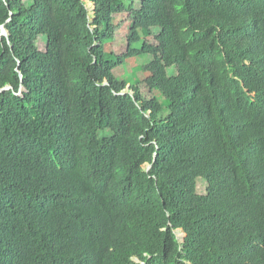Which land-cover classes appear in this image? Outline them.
Masks as SVG:
<instances>
[{
    "label": "trees",
    "instance_id": "16d2710c",
    "mask_svg": "<svg viewBox=\"0 0 264 264\" xmlns=\"http://www.w3.org/2000/svg\"><path fill=\"white\" fill-rule=\"evenodd\" d=\"M0 264H264V0H0Z\"/></svg>",
    "mask_w": 264,
    "mask_h": 264
},
{
    "label": "rangeland",
    "instance_id": "374dc122",
    "mask_svg": "<svg viewBox=\"0 0 264 264\" xmlns=\"http://www.w3.org/2000/svg\"><path fill=\"white\" fill-rule=\"evenodd\" d=\"M25 2L28 0H24ZM86 6L90 12L92 11L93 5L91 3L86 2ZM121 19L120 16L115 17V21L118 22ZM130 23H123L122 27L117 31L115 37L110 43H108L109 48L115 53V55H120L126 50V42L125 36L128 34ZM155 32H158L156 30ZM143 41V38L142 40ZM150 43H155V39L153 37L149 38ZM142 42L137 43V46H141ZM40 49L45 48L44 41L39 42ZM153 59L152 55L145 54L139 55L132 58L127 59L122 65L115 68L114 73L117 78L125 80L127 82L126 91L132 93L131 85L138 87L145 99H149L152 97H159V94L155 91H151L144 83V78L149 75L145 71V66ZM173 71H170L172 73ZM161 98V96H160ZM199 192L204 193L206 189V185L204 182H199ZM179 239L184 237V233L182 231H177Z\"/></svg>",
    "mask_w": 264,
    "mask_h": 264
},
{
    "label": "water",
    "instance_id": "95a60500",
    "mask_svg": "<svg viewBox=\"0 0 264 264\" xmlns=\"http://www.w3.org/2000/svg\"><path fill=\"white\" fill-rule=\"evenodd\" d=\"M1 35H3V36H8V33L6 32V30H5L4 28L2 29V33H1ZM176 234H177V232H176ZM177 237L179 238L178 234H177ZM180 241H183V237L180 238Z\"/></svg>",
    "mask_w": 264,
    "mask_h": 264
}]
</instances>
